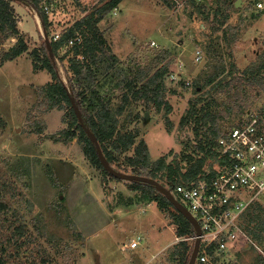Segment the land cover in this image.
<instances>
[{"label": "rangeland", "instance_id": "374dc122", "mask_svg": "<svg viewBox=\"0 0 264 264\" xmlns=\"http://www.w3.org/2000/svg\"><path fill=\"white\" fill-rule=\"evenodd\" d=\"M225 1H229V10L224 8L213 18ZM237 1L179 0L170 8L163 0H122L100 23L108 46L90 59L95 81H85L78 91L83 90L88 99L97 92L116 109L130 91L127 82L134 73H143L135 83L141 87L156 70L168 65L163 97L171 109L131 96L119 118V133L132 131L136 141L145 139L153 160L177 157L185 163L187 155L195 159L201 152L195 154L191 146L205 143L211 134L202 123L197 124L196 117L182 127L181 119L191 101L197 103V115L206 110L222 113L220 127L245 121L248 114L264 106L262 85H251L248 80L240 83L243 70L258 62L264 52V11H250L245 0ZM99 2L53 0L47 12L50 40ZM29 7L26 13L31 17L20 8L18 17L29 49L9 64L0 56V167L14 183L5 196L8 211L0 213V257H6L9 264H19L22 257L35 264H121L123 260L129 264H177V227L168 213L132 190L131 181L113 178L94 166L77 137L66 140L60 135L67 126L65 109L46 111L42 105L41 88L52 80V74L35 70L34 63L40 61L33 50L41 47L45 27L39 13ZM223 20L226 23L221 26ZM224 29H228L226 39ZM16 40L6 39L0 52ZM198 49L202 50L200 60L195 58ZM58 65L71 90L67 71L60 62ZM217 67H225L226 72L216 81L233 71L228 76L234 81L231 85L215 90L216 81L203 89L196 86V82L205 84ZM175 72L177 80L171 79ZM41 125L43 132L37 133ZM133 154L134 147L116 153L123 163ZM17 228L24 232L19 241L14 237ZM133 237H140V246L125 249ZM21 241L25 244L18 254ZM6 245L5 254L1 249ZM236 249L221 257L220 264H256L264 242L248 248L240 244ZM9 253L14 255L8 257Z\"/></svg>", "mask_w": 264, "mask_h": 264}, {"label": "trees", "instance_id": "16d2710c", "mask_svg": "<svg viewBox=\"0 0 264 264\" xmlns=\"http://www.w3.org/2000/svg\"><path fill=\"white\" fill-rule=\"evenodd\" d=\"M13 1L14 0H0V45L8 38L15 37L17 39L11 48L3 49L0 52L1 60L3 62L14 60L29 49L28 40L20 30L19 19L12 3ZM19 1L31 6L39 13L47 33L50 34L51 20L44 9V4L48 3L52 5L53 0ZM101 1L102 2L95 4L88 11H85L86 13L80 19L76 20L71 27L67 28L59 39H54V37H52L51 45L54 58H52L49 53L44 37L41 47L33 50L35 58L40 61V64L37 62L34 63L35 70L46 69L52 74V80L41 88L42 105L45 106L46 111L52 110L56 107L65 109V117L63 118V121L67 126L60 131V135L64 136L66 140L77 137L78 141L82 144L84 154L94 166L102 169L106 174L113 178L120 179L105 169L97 153L95 143L89 138L85 129L82 127L75 109L73 108L68 86L60 75L58 62H60L67 71L71 90L77 104L80 106L85 123L97 135L103 151L112 165H116V168L118 167L125 171L130 170L135 174L156 178L170 188H173L174 185L179 182H190L199 177H204L205 175L211 178L217 172V156L219 153L216 146V138L221 133L219 121L223 117V114L220 112L206 110L202 116L197 115V103L196 101H191L189 110L181 119L182 127L190 123L192 119L196 117L197 124L199 125V123H202V125L208 129L211 134V139H208L205 143L199 142L196 143V145H192L191 147L194 153L201 152V154L195 159L192 155H187V162L185 163L177 157L168 160L166 156H161L153 160L151 159L149 146L145 139L136 141L137 134L132 131L125 134L119 133V118L125 111L126 103L131 96L135 100L145 98L147 103L153 102L158 108L165 105L168 107V110L171 109L169 103H167L163 97V81L164 76L167 75L169 70L168 65H163L156 70L141 87H137L135 83L137 78L143 73L139 75H135L134 73L133 77L127 82L130 91L123 95L124 101L116 109L106 103L97 92H94L92 98L88 99L83 90L78 91V86H83L85 81L90 84L95 81V76L90 65V59H94L99 53L105 52L108 46V40L103 30L100 28V23L105 19L107 14L113 11L122 2V0ZM219 1L222 2V0ZM163 2L170 8H175L177 5V0H163ZM228 3L225 1V6H219L216 9L215 14H213V18H215V16L218 17L224 8L228 9ZM227 18L228 15H226V19ZM224 21L225 20L221 22V26L226 23ZM227 34L228 29H224L223 37H225V39L227 38ZM75 37H79V40L71 44L70 40ZM64 48V52L61 53V50ZM66 60L69 62V65L66 64ZM224 72H226L225 67H217L215 72L206 79L205 84L201 85L196 82V86L203 89L207 84L214 83V81H216V79ZM228 72V75L222 77L213 84V90L229 86L234 82L233 79L228 80L229 74L231 75L233 71L230 70ZM242 75L244 78H241L240 83L244 80H248L251 85H262V88H264V52L261 54L258 62H254L243 70ZM198 99H203V95L199 96ZM257 111H259L264 117V106ZM43 129V125L38 126L36 132L42 133ZM197 129L198 128H196V131L198 133ZM132 147H134V154L127 156L125 158V163L119 162L116 153L126 152ZM7 175L8 174H6L0 167V213L8 211L9 206L5 200V196L6 192L10 189V186L14 184ZM130 186L132 190L140 192L143 197L155 201L160 209L165 210L168 213L172 219V223L177 227V237L184 238L195 235V229L190 221L175 209L167 197L156 189V187L150 183L142 181H131ZM5 219L6 218L3 220ZM243 222L247 233L253 241L251 242L240 239V244H242L243 247L248 248L253 244L257 246V242L263 243L264 203L258 202L254 204L253 207L249 208L244 216ZM22 236H24L23 230L17 228V231L14 234L16 241H19ZM30 241L31 239L28 240L27 243ZM8 242H11L10 238L8 239ZM24 244L25 242L23 241L19 242L16 251L18 254ZM7 249V245L2 246L1 251L6 254ZM192 250L193 241L181 239L174 251V254L177 256V264H188ZM13 255L14 253H9L8 257ZM256 261V264H264V249L260 251ZM0 264H9L8 259L1 256ZM19 264H35V261L28 259V257H22Z\"/></svg>", "mask_w": 264, "mask_h": 264}, {"label": "built area", "instance_id": "2783aa9c", "mask_svg": "<svg viewBox=\"0 0 264 264\" xmlns=\"http://www.w3.org/2000/svg\"><path fill=\"white\" fill-rule=\"evenodd\" d=\"M245 5L250 11H264V0H245ZM44 9L49 12L50 4ZM60 36L58 33L54 39ZM77 40L79 37L72 38L70 43ZM201 52L198 49L196 60L202 58ZM177 78V72L171 75V79ZM220 128L216 174L179 182L171 188L201 225L196 264H220L221 257L237 250L240 239L252 242L243 219L254 204L264 203V117L253 111L247 120ZM181 239L192 240L194 246L196 233ZM140 242V237L133 238L124 248H135Z\"/></svg>", "mask_w": 264, "mask_h": 264}, {"label": "water", "instance_id": "95a60500", "mask_svg": "<svg viewBox=\"0 0 264 264\" xmlns=\"http://www.w3.org/2000/svg\"><path fill=\"white\" fill-rule=\"evenodd\" d=\"M238 2H242V0H238L236 3L238 4ZM44 38H45V41L47 43L49 53H50L51 57L54 58L51 40H50L48 33H47L45 28H44ZM68 91L70 93V99H71L73 108L75 109V112L79 118V121H80L82 127L85 129L89 138L95 143L97 153H98L99 158H100L102 164L104 165L105 169L107 171H109L112 175H114L120 179H123V180L142 181V182L152 184L154 187H156V189H158L161 193H163L167 197V199L172 203L174 208L177 209L180 213H182L190 221V223L193 225V227L195 229V233H196V239L194 242L193 250H192V253L190 255V259H189L188 264H196V259H197V255H198L200 243H201V232H202L201 225H200L199 221L196 219V217H194V215L190 212V210L188 208H186V206H184L183 203L180 202L173 195L171 188L168 187L167 185L163 184L158 179L153 178V177H149L146 175H139V174H135L132 172L121 171V170L117 169L114 165H112L108 161L97 135L85 123L81 109H80V106L77 104V101L73 95L72 90H70L68 88ZM96 257H97V260H99L98 254H96Z\"/></svg>", "mask_w": 264, "mask_h": 264}, {"label": "crops", "instance_id": "0c3cea01", "mask_svg": "<svg viewBox=\"0 0 264 264\" xmlns=\"http://www.w3.org/2000/svg\"><path fill=\"white\" fill-rule=\"evenodd\" d=\"M17 1H19V0H17ZM17 1H13L12 3H13V5H14V3H16V4H18V5H15V10H16V13L18 12V17L20 16L19 15V8L20 9H22V12H24V13H26V11L27 10H29V6L27 5V4H25L24 2H22V3H17ZM25 5V6H24ZM27 9V10H26ZM26 15H28V17H31V15L30 14H27L26 13ZM34 16H36V15H34ZM33 16V17H34ZM21 18H25L24 16L23 17H21ZM33 22V21H32ZM33 27H34V30H35V27L37 28V23L35 22V23H33V25H32ZM19 59V58H18ZM18 59H15V60H10V61H17ZM9 60H8V62L6 63V64H9V62H10ZM6 66V65H5ZM1 70L3 71L4 69H3V67H1ZM133 238H135V237H133ZM140 246V244L137 246V247H135V248H129L130 249V251L131 250H134V249H136V248H138ZM121 264H129V260L127 261H125V260H123L122 262H121Z\"/></svg>", "mask_w": 264, "mask_h": 264}]
</instances>
